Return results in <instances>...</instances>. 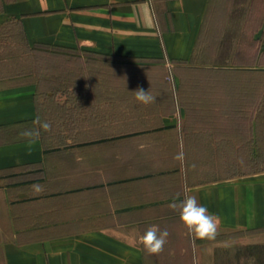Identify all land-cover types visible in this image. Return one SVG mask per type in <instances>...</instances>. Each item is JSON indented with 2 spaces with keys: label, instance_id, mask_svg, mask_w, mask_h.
<instances>
[{
  "label": "crops",
  "instance_id": "1",
  "mask_svg": "<svg viewBox=\"0 0 264 264\" xmlns=\"http://www.w3.org/2000/svg\"><path fill=\"white\" fill-rule=\"evenodd\" d=\"M208 4L0 0V24L18 22L29 45L104 62L57 67L50 83L0 77V264H215L230 234L264 245V168L192 172L194 155L240 154L242 85L218 77L189 86L190 102L180 93L182 75L218 73L192 62ZM141 88L155 99L137 100ZM186 195L219 214L214 237L193 240L169 207ZM152 224L168 231L157 253L140 242Z\"/></svg>",
  "mask_w": 264,
  "mask_h": 264
},
{
  "label": "rangeland",
  "instance_id": "2",
  "mask_svg": "<svg viewBox=\"0 0 264 264\" xmlns=\"http://www.w3.org/2000/svg\"><path fill=\"white\" fill-rule=\"evenodd\" d=\"M250 9H253L251 17L248 13ZM263 13L264 0H209L206 20L192 62L205 66L209 62H228L233 57H247L249 54H253L257 48L259 61L264 62V22L260 24ZM259 25V28H255ZM28 49L19 24L16 22L0 24V77L11 74L16 75L15 79L18 82L31 79L50 83L56 81L57 67L104 65L103 60L94 59L88 54H84L83 58L79 57L80 55L77 56L76 53L80 52L78 50H69L71 58L64 59L56 57V54L46 57H42L40 54L37 56L35 53L28 52ZM37 50L43 51L41 48H37ZM63 50L61 49V51ZM57 51L53 50L55 53ZM74 56L77 57L73 58ZM218 58L220 59L218 60ZM122 65L138 66L131 63ZM113 66H120V64L113 63ZM255 67L264 69V63H258ZM219 76L214 73L182 75L181 81L186 87L183 86L180 93L186 101L197 99L200 95L199 92L188 87L198 84V82H216ZM224 76L227 83L241 82V91L246 95L243 103L244 109H241L240 154H225L218 158L211 155L192 156V172L196 180L246 175L264 168V104L263 107H253L254 76L246 74L240 77L233 73ZM237 76L239 79L242 78V81ZM69 78L70 80L73 78L72 74H69ZM259 78L261 81H258V84H263L264 76H259ZM166 80L172 82L167 77ZM114 81L116 80L114 79ZM222 81L219 79V82ZM261 87L259 90L264 96V86ZM200 93L204 94L205 91ZM255 110L256 119L254 122H250ZM216 159H219L218 164ZM247 235L250 234L236 232L227 236L226 243L221 250H218L215 264H264V245H251L248 243L250 240L246 237Z\"/></svg>",
  "mask_w": 264,
  "mask_h": 264
},
{
  "label": "clouds",
  "instance_id": "3",
  "mask_svg": "<svg viewBox=\"0 0 264 264\" xmlns=\"http://www.w3.org/2000/svg\"><path fill=\"white\" fill-rule=\"evenodd\" d=\"M136 98L143 103L152 102L155 97L147 90L137 89ZM47 127V125H45ZM187 192L188 189L186 188ZM179 195V194H177ZM169 207L179 210V219L188 230L189 235L196 238H212L217 233L219 214L209 210L207 204L201 203L196 195H186L183 199H172ZM168 231L159 225L152 224L140 237L143 248L150 253L160 252L167 243Z\"/></svg>",
  "mask_w": 264,
  "mask_h": 264
},
{
  "label": "trees",
  "instance_id": "4",
  "mask_svg": "<svg viewBox=\"0 0 264 264\" xmlns=\"http://www.w3.org/2000/svg\"><path fill=\"white\" fill-rule=\"evenodd\" d=\"M252 12H253V9H250L249 10V14H250V17L252 15ZM264 22V13H263V16L261 17V22L260 24ZM18 24V22H16ZM20 26V25H19ZM260 25L258 27H255V28H259ZM245 28V26H244ZM254 31H256V29H253ZM27 47L29 48L28 49V52L30 53H35L37 56L40 54L42 55V57H46V56H53L56 54V57H57V53L53 52L54 49H56L57 51V48H48L47 46H44L42 44H33L32 46L28 44L27 42ZM37 48H41L43 49L42 52H39V50H37ZM50 50V51H49ZM41 57V56H40ZM220 58H218L219 60ZM211 64H214L215 66L217 67H212V71L213 72H218V73H223V77H222V74L219 76V78L221 79V77L223 78V82L227 83V81L225 80V76L226 74L228 73H233V74H238V76H242V75H253L254 77V81H255V89H254V94H253V98L255 99V108H259V107H263V104H264V96L261 94V90L260 87L261 86H264V83L263 84H258V81H261V78H259V76H264V69H259V68H253V69H250V68H242V67H249V66H256V64H263L264 62L263 61H259V51H258V48L254 50L253 54H249L247 57H238V58H232L231 61H228V62H209ZM225 65H230V66H236V67H241L239 69H236L233 71V69H230V68H222V66H225ZM235 72V73H234ZM238 72V73H236ZM217 73V74H218ZM237 76V77H238ZM239 79V77H238ZM239 80L242 81V78H240ZM38 82H41V81H38ZM241 84V82H240ZM242 85V84H241ZM262 88V87H261ZM258 93V94H257ZM240 98H241V103L243 104L244 103V100L246 98V95L244 94L243 91H240ZM254 103V101H253ZM242 107V106H241ZM244 108V107H243Z\"/></svg>",
  "mask_w": 264,
  "mask_h": 264
},
{
  "label": "built area",
  "instance_id": "5",
  "mask_svg": "<svg viewBox=\"0 0 264 264\" xmlns=\"http://www.w3.org/2000/svg\"><path fill=\"white\" fill-rule=\"evenodd\" d=\"M168 78L171 80V79H173V76H172V73H171V71H170V73H169V76H168Z\"/></svg>",
  "mask_w": 264,
  "mask_h": 264
}]
</instances>
